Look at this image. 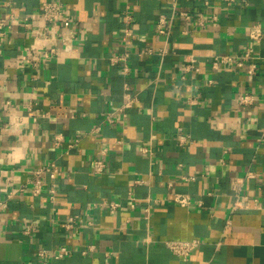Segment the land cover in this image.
I'll return each instance as SVG.
<instances>
[{
    "label": "crops",
    "instance_id": "crops-1",
    "mask_svg": "<svg viewBox=\"0 0 264 264\" xmlns=\"http://www.w3.org/2000/svg\"><path fill=\"white\" fill-rule=\"evenodd\" d=\"M49 1L68 10V48L35 36ZM173 3L0 0L9 26L0 53V264H264V40L249 38L255 23L264 29V0ZM161 17L172 22L167 37L157 32ZM250 46L255 75L213 68V57ZM52 48L58 54L43 59ZM125 54L127 74L117 59ZM192 57L199 73L185 71ZM245 93L249 106L239 103ZM97 159L103 174L91 170ZM49 166L62 175L45 173L34 195L29 183ZM232 178H245L252 207L232 209ZM193 239L200 245L188 261L166 245ZM60 247L66 257L38 255Z\"/></svg>",
    "mask_w": 264,
    "mask_h": 264
},
{
    "label": "built area",
    "instance_id": "built-area-1",
    "mask_svg": "<svg viewBox=\"0 0 264 264\" xmlns=\"http://www.w3.org/2000/svg\"><path fill=\"white\" fill-rule=\"evenodd\" d=\"M226 3L227 6H233L236 4L241 5H248V0H222ZM177 0H174L173 7H177L176 4ZM180 17L185 20H191L192 15L185 11H179ZM214 21H217V17H213ZM42 21L44 23V30L36 32L35 36L37 39H44L48 43L61 42L63 46L68 48V45L70 44V39L72 36L66 35L63 31V24L70 21V17L68 15V10L64 6V4L60 1H49L43 3L42 6ZM205 20L204 18H200L199 24L200 26H204ZM8 24L6 21L0 22V53L2 52V47L4 46V42L6 39L7 31H8ZM172 30V22L169 21L166 17H161L159 19V22L157 24V32L160 35L169 36L171 34ZM130 32H127V36H130ZM249 38L253 43H261L264 40V29L263 26L260 23H255L250 27L249 30ZM126 40V38H125ZM147 52H151V50H148ZM169 53L168 49H164L160 52V55L166 56ZM58 54L57 50L55 48L50 49L49 51H45L42 54L43 59H51L53 56H56ZM23 59L27 63H33L36 64V62H33L32 58H29L26 56L23 57ZM38 59H41L38 58ZM118 60H121L124 62V67L122 68V72L124 74H127L129 72V65L127 60V54H125L123 57H118ZM116 60V59H114ZM212 66L215 69H219L221 66L225 67H236L239 69H244L247 71L249 75H255L258 72L259 65H258V59L254 55L252 46L247 47L244 51L241 53L236 54H228V55H217L212 58ZM201 70L198 60L194 57L188 59L186 65H185V71L187 72H195L199 73ZM133 101L129 100L125 107H129ZM239 103L242 106H249L252 103H254V97L250 93H245L242 95L239 99ZM112 121V120H110ZM264 140V127L261 129V135L259 138V141ZM106 149H104L103 154L106 155ZM107 167V164L104 159H97L93 161L92 165V172L94 174H103L105 169ZM47 173L49 174L53 179L56 177L62 175V171L59 168L55 167H43L36 171V176L33 181L29 183L32 189V192L34 195H39L43 188V181L42 177L43 175ZM253 174L249 173L246 178H252ZM192 179H194L192 177ZM244 187H245V178H232L231 179V189L234 193L235 202L233 204V210L238 209L239 207L244 208H250L252 207V200L249 196H247L244 193ZM26 186L22 187L19 190V193H23L26 189ZM49 192L51 194V198H55L56 190L55 187L52 186L49 189ZM16 192L13 194H10L8 196L9 199L14 197ZM174 201L183 207H187L191 203V198L189 195L185 194H177L175 195ZM1 206L6 207V202H1ZM118 205L113 204L112 208H117ZM73 221V219H71ZM69 226H71L69 224ZM167 247L169 250L178 258L182 259L183 261H188L190 259V256L192 252L199 247L200 240L199 239H193V240H186V241H167L166 242ZM93 247H91L92 249ZM86 253V252H85ZM69 254V250L66 247H60L57 250L49 251V250H40L38 252V255L40 257L46 258L48 256H55L58 258L66 257Z\"/></svg>",
    "mask_w": 264,
    "mask_h": 264
}]
</instances>
